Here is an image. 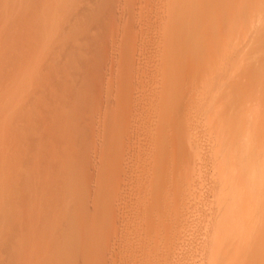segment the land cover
<instances>
[{"label": "rangeland", "instance_id": "rangeland-1", "mask_svg": "<svg viewBox=\"0 0 264 264\" xmlns=\"http://www.w3.org/2000/svg\"><path fill=\"white\" fill-rule=\"evenodd\" d=\"M214 2L0 0V169L14 176L0 171V264H214L217 114L243 123L244 98L224 95H248L244 77L264 72V26L253 49L230 38L229 56L221 31L205 39L187 24ZM183 43L203 54L189 57ZM241 65L243 80L224 85ZM208 92L218 95L211 103ZM251 100L247 110L257 108ZM263 122L253 127L255 156L264 155ZM256 240L244 262L226 245L229 264H264Z\"/></svg>", "mask_w": 264, "mask_h": 264}, {"label": "bare ground", "instance_id": "bare-ground-1", "mask_svg": "<svg viewBox=\"0 0 264 264\" xmlns=\"http://www.w3.org/2000/svg\"><path fill=\"white\" fill-rule=\"evenodd\" d=\"M212 1L214 2L215 0H211L209 2H207L205 0L204 6L205 7H206V5L209 6V4L212 3ZM224 1L225 0H218V1L216 0L214 2V5L216 2L218 4H220V6L222 5V7L224 5L225 9L222 11L219 8L220 6H218V4H217L218 11L220 9V11L222 13L220 11L216 12L217 7L215 8V6L213 7V8H215V10L212 12L213 9L212 10L209 9L212 6V5H210V7L208 8L209 10L207 9L208 11H205V14L207 15V17L205 15V18L202 19L201 17L200 18L198 17L199 14H196L198 12L195 13L196 15L194 13H193L194 15H192V13H190V15L188 14L186 17L187 24L191 28L201 32V35H203V36L205 35L206 37H203L205 39H207L208 36H210V35L212 36V34H214L216 32H218V34H219V31H221V33L219 35L220 36V43L224 44L223 49H225V53H227V54L230 51L229 46L227 45L228 44L227 41H229L230 38H234L236 40L235 45L238 44V47L240 45L244 44L245 46H249L251 49H253V47L256 44V41L253 38H251V39H249V38L251 35H253V36L255 34L257 35L258 31H260V29H261L260 27L264 26V18L262 16H261L262 18H260V16H259V15H262V14H260L262 12V10L261 11L258 10V9H261L262 7H264V5H263L264 3H262L261 5H259V7H257L255 9V7L257 6L255 0H253V2L251 0H248V3L246 2L247 0L246 1L240 0V1H238V5L241 4V6L236 8L234 1L226 0V1H228V4H229V2H231V3L233 2L232 4L230 3L229 7H231V8H229L227 5V2L225 1L226 4H224ZM256 1H257V3H259L258 0H256ZM259 1H261V0H259ZM244 4L245 5L250 4V5L245 6ZM225 5H227V6H225ZM234 6H235V8H234ZM249 6H253V7H249ZM226 9H228V10L233 9V11L231 10L232 13H229V12L226 13ZM256 10H257V12H260L258 15L259 18H258V16L255 17L254 13L256 12ZM252 12H254V13H252ZM250 13L254 14V15L251 14L253 18L251 16H250L251 18L249 16H247ZM248 17L250 19H248ZM234 20L235 21L240 20V21H242V23L236 27L235 26H233V27L229 26L231 21L233 22ZM231 24H233V23H231ZM242 24H244V25H242ZM257 25L258 26L261 25V26L258 27ZM0 28H2V27H0ZM47 28H48V26H47ZM3 31H5V30H3ZM0 32H2V29H0ZM263 41L261 42V44L264 43ZM254 42H255V44H253ZM181 45H182L183 49L185 48V50L187 51L186 53H188L189 57L190 56L191 57H194V56L197 57V56H199V54H201V55L203 54V51H202L203 47L202 46H200V48L202 47V49H199V48L195 49L192 46L190 47L188 43H183ZM252 45H254V46H252ZM216 47H217V45H216ZM241 47L243 48V46H241ZM260 47L263 48V45H261ZM226 48H228V51L226 50ZM238 50H240V49H238ZM260 51H262V49ZM260 51H258V53ZM237 53H239V52H237ZM229 56H231V54ZM229 56H227V57H229ZM257 56H254L253 60L257 59L258 58ZM251 58H252V56H251ZM251 58L249 57V58H246L244 61L242 60L243 66L245 67L244 63L248 64V65H246V66H248V67H246V69L248 68L249 70L256 66L255 65L256 61H254V64L252 63V65L249 64L251 61L250 60ZM229 59H231V58L229 57ZM229 59L225 58L224 66L226 65V61H229ZM238 60H240V59L238 58ZM236 61L234 62V60H233L235 65L237 63ZM247 61H249V63ZM233 62H232V64H234ZM241 62H240V64H241ZM253 65H254V67H253ZM176 66L178 67V65H176ZM241 66H238L239 68L236 69L235 71H233L230 75H228L229 74L228 73L224 76V77H226V80L223 83L224 85H227L228 83H230L233 80H234L233 83L235 81L241 82L243 80L242 79L243 76H241V74L243 73L242 71H244V69L242 70V68H244V67L243 66L241 67ZM249 67H252V68H249ZM250 71H251V74L250 75L248 74V75H246L247 77H244L245 78L244 80H246L245 82L248 83L249 85H251L250 87L252 89L250 90L251 93L249 92L250 95H249V93H248V95H246V94L237 95L234 92H228L227 94L224 95L223 99H228V98L232 97L234 99V102L235 101L239 102L243 98L244 99L248 98L247 100H244V99L242 100V101H245V104H246V101L251 100V98L249 96H252L253 100H251V101H255V103H257L256 105H257L258 110L260 112L264 113V109L263 110L261 109L263 107H260L262 105V103L264 104V100H263L264 92L262 90L260 92L257 89L259 86L255 87L256 85H261V84L263 85L264 84V78H263L264 75H262V74H264V72H259V73L257 72L256 73V71H254V70H253V72H252V70H250ZM239 76L241 77V80H240ZM235 77H238V78L236 79ZM213 82H214V78L210 77L209 79H207L206 82H205V80L203 81V85H211ZM210 94H211V96H210ZM213 94H214L213 92H208L207 98H205L210 103L213 102L218 97V95H217V97H215ZM245 97H247V98H245ZM240 103H242V102H240ZM245 104L244 103L241 104L242 105L241 107L244 110L246 109ZM257 108L254 107V109H250V110H247L248 109L247 108L246 109L247 111H244V110L240 111L241 113L244 112L241 114L242 119L243 118L244 119H243V123H241L240 125H238L237 123H235V124L232 123L234 117L237 116V114H235V113L226 114V115L224 113H218L217 114L219 116V120L217 123H218V125H221L223 127V129H222V131H216L214 134V139L219 144L214 155H215L216 160H217V169L221 170V175L219 177H217V179L219 180V185L222 186V189L220 192V197L222 196V203L221 204L219 203L220 207L218 209L217 230H216L214 238L212 239V245H213V249H214V254H213L214 264H229L228 258L232 257V254L230 251L226 250V247H225L226 245H233L234 244V246L237 248V251H238V249H240L238 253H240L241 250H244L247 246L249 247L250 246L249 243H251V240L254 241V240H256V238H257L256 242H258V240H259L260 243L264 245V234H263L264 230H261L262 227L264 228V225L258 223V220L260 219V217L264 216V215L259 214L261 211H264V190H263L264 189V160H263L264 155L263 156L262 155L255 156L256 153H254V152H256L258 150V147H259V145L262 144L261 143L262 141L259 142L260 140L257 139L260 137L259 135L256 134L258 131H256V133H255V131L253 130L254 129L253 127L257 126V124H260L261 121L263 122L264 120H262L263 117H260L261 120L255 121L256 119H254V117L259 119L258 117H256V115L257 116L262 115L261 113L257 112L258 111ZM255 111L258 114L255 115ZM24 119H25V117H24ZM254 121L255 122L259 121L260 123L258 122L256 124ZM251 122L252 123L254 122V124H252ZM262 135H263V133H262ZM250 141H252L251 144H249ZM3 147L5 150H7L5 146H3ZM221 149L222 150L225 149V150L222 151ZM12 159H15V158L13 157ZM261 159L263 160L262 162L260 161ZM10 160L8 159V161H10ZM8 161L4 162V163L6 164V163H8ZM23 161H25V160H22V162ZM26 161H28V159ZM256 161H259V162L256 163ZM10 162L8 163V165L10 164ZM247 162H248V164H247ZM11 164L15 165L13 162ZM8 165L6 164L5 167ZM13 165H10V166L13 168ZM17 166H19V165H17ZM249 166L251 167V169H249L250 174L246 178H240L241 175L247 174L248 170H246V169H248ZM253 166H255V167L253 168ZM2 168L3 167H1V169ZM1 169H0V171L2 172ZM8 170L10 171V167L6 168V171H8ZM251 170H252V172H250ZM4 171L1 174L5 173ZM8 173L6 172V174L5 175L3 174V175L7 176ZM10 173L8 175L9 177L12 175V174L10 175ZM1 174H0V179L2 178ZM10 178L13 179L14 176L10 177ZM242 185H243V187H242ZM257 224H260V227ZM256 227H259V230ZM255 228L257 229V231ZM257 232H262V233H259L260 236H257L256 235V234H258ZM248 240L250 241L249 243H248ZM261 244L257 243L258 246L263 247ZM236 248H234V249H236ZM241 253H242V255L243 254L244 255L242 256ZM241 253H240V255L242 257L239 255V258H236V259H238V262L239 261L244 262L246 259H248L247 258L248 254H245L243 251Z\"/></svg>", "mask_w": 264, "mask_h": 264}]
</instances>
